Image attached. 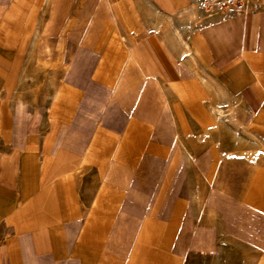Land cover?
Wrapping results in <instances>:
<instances>
[{"label":"crops","instance_id":"obj_1","mask_svg":"<svg viewBox=\"0 0 264 264\" xmlns=\"http://www.w3.org/2000/svg\"><path fill=\"white\" fill-rule=\"evenodd\" d=\"M199 3L0 0V264H264V0Z\"/></svg>","mask_w":264,"mask_h":264},{"label":"rangeland","instance_id":"obj_2","mask_svg":"<svg viewBox=\"0 0 264 264\" xmlns=\"http://www.w3.org/2000/svg\"><path fill=\"white\" fill-rule=\"evenodd\" d=\"M199 4L201 5V0ZM200 11H202L201 6H200ZM65 57H69V56L67 55L64 56V60ZM62 72H63L62 67H59L58 69H54V70H44V72L41 73L42 80L39 86L37 87L36 97H35L37 103L44 105L45 102L49 100L50 95L53 94L55 90H57L58 88V83L60 82V77L62 75ZM214 107L222 111L221 116H225V114L223 113V111H225V108L227 111L233 109V105H231L230 103L228 104L224 103L223 97L221 96L220 92H218L214 87L207 85V108L211 109ZM215 114L218 113L216 112ZM220 122L221 120H219V124L216 128L207 129V135L210 134L213 136V133H216L217 135L215 134V137L219 138L218 134L220 131L218 128L220 126Z\"/></svg>","mask_w":264,"mask_h":264},{"label":"built area","instance_id":"obj_3","mask_svg":"<svg viewBox=\"0 0 264 264\" xmlns=\"http://www.w3.org/2000/svg\"><path fill=\"white\" fill-rule=\"evenodd\" d=\"M258 0H201V10L209 17L228 19L253 10Z\"/></svg>","mask_w":264,"mask_h":264},{"label":"bare ground","instance_id":"obj_4","mask_svg":"<svg viewBox=\"0 0 264 264\" xmlns=\"http://www.w3.org/2000/svg\"><path fill=\"white\" fill-rule=\"evenodd\" d=\"M64 51L65 49L62 48L60 50H58L57 54L53 53V50H51L49 48L48 45L45 44L44 48H43V54L46 57L50 58V61L45 63L43 65V69L45 70H54V69H58L59 67H63V60H64ZM201 113H205L204 112V108L202 105H199V108ZM218 114H215V113ZM221 113L222 111H220L219 109H217L216 107L208 109L207 108V129H211V128H216L219 124V120L221 117ZM210 157V153H207V171L210 165V162L208 161Z\"/></svg>","mask_w":264,"mask_h":264}]
</instances>
